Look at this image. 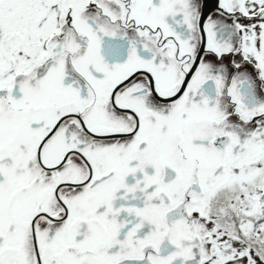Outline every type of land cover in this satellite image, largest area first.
Listing matches in <instances>:
<instances>
[{"label":"snow or ice","instance_id":"1","mask_svg":"<svg viewBox=\"0 0 264 264\" xmlns=\"http://www.w3.org/2000/svg\"><path fill=\"white\" fill-rule=\"evenodd\" d=\"M0 264H264V0H0Z\"/></svg>","mask_w":264,"mask_h":264}]
</instances>
